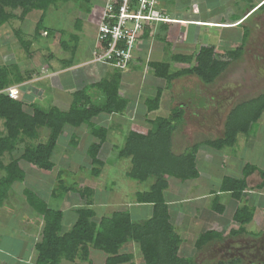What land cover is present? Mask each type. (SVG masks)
Listing matches in <instances>:
<instances>
[{
	"label": "trees",
	"instance_id": "16d2710c",
	"mask_svg": "<svg viewBox=\"0 0 264 264\" xmlns=\"http://www.w3.org/2000/svg\"><path fill=\"white\" fill-rule=\"evenodd\" d=\"M77 1L0 0V29L12 21L23 24L29 14L36 12L39 15L33 28L32 39L39 38L41 32L45 33V36L51 37L54 31L46 28L44 24L48 9L57 7L58 4L64 5L70 2L77 4ZM250 9L254 10L245 17L246 20H242L244 11L229 18L232 20V24L240 23L241 20L248 21L250 19L251 21L254 15L264 13V1L260 5H250ZM161 12L164 14L162 10ZM74 23L73 32L65 33L64 30L59 32L60 35H65L68 38L59 42L62 50L71 55L70 61H64L67 65L73 63L78 47L79 37L76 30L80 28L78 27L80 21L75 19ZM239 23L237 27L243 26L242 23ZM160 25L157 37L160 40H165V36H160V34L166 32L172 24L168 22L160 23ZM11 30L18 45L23 49L25 57L29 58L31 40H25V33L22 30L13 28ZM152 31V27H145L141 35L142 40L148 39L152 35ZM250 31L251 26L244 28L240 47L235 50L217 51L213 45L200 46L197 53L192 56L175 55L171 57L170 63L148 61L146 66L155 78L164 80L167 87L173 81L187 75L198 77L206 85L212 84L232 62L240 57L250 36ZM137 47L138 45L133 50V57ZM6 49H11V47L8 46ZM52 57L54 56L52 55ZM172 63L176 70L170 69ZM29 67L26 66L20 71L18 65L11 64L9 60L0 65V206L7 198L11 186L25 180V172L19 167V162H25L43 172L49 173L54 170L52 156L59 138L67 127L72 129L88 127L90 129L91 137L96 141L88 147L87 153L90 158L91 174L98 177L103 167L99 152L106 142L107 132L103 127H94L92 119L100 114H121L127 107L126 100L119 96L121 70L111 66L114 69V75L88 86L103 95L104 100L98 102V105L91 104L92 100L87 93L89 88L85 87L72 92V103L68 111H60L55 107H44L38 103H30V109H28L24 98L12 99L5 93V89L30 79L34 67ZM48 73L46 71L41 74L45 76ZM162 91V89H158L152 98L145 101L147 112L157 110ZM28 98L31 97L28 96ZM263 113L264 93L237 104L226 118L224 136L221 139L207 141L205 145L215 150L232 146L236 141L237 134L248 135L252 132ZM180 118V111L175 110L168 117H157L150 120L149 129L131 128L126 133L123 147L117 154L119 159L128 158L130 160L131 169L126 173L128 179L140 184L150 179L153 180L147 190L139 192L135 196L137 204L151 206L149 218L135 221L128 211L121 210L96 222L94 220L95 213L91 207L93 191L88 187L69 186L68 188L62 179L63 171H57V191L60 195L69 192V190L76 191L80 199L85 202L82 207L76 209V221L72 228L62 233V213L50 209L45 200L32 190H23L26 204L43 219L41 239L34 245L36 264H60L62 261L77 264L76 260L79 261L78 264H92L89 258L90 248L104 255V264H134L133 255L122 252V246L131 242L138 246L143 264H195L193 258L181 257L178 254L182 238L174 230L168 205L164 199L169 178L186 181L197 178L198 175L195 168L197 146L190 152L179 156L173 155L171 152L172 137L180 124ZM42 130L47 131V137L44 142H39ZM70 141L75 145L77 143L74 136ZM5 156L10 159L7 160ZM254 170L256 168L253 166H246L244 168L245 175ZM259 173L264 178V173ZM259 187L261 188L262 184ZM245 188L244 179L226 178L222 182L220 192H230L234 198L240 199L244 195ZM53 195L57 196L55 191H53ZM213 210L222 212L224 207L216 203ZM252 218L253 211L251 209L250 211L246 207L238 209L234 214L233 221L239 227L231 234H242L243 226ZM220 239H222V235L216 231L203 232L195 240L194 247L199 251L210 241ZM216 264H237V262L220 261Z\"/></svg>",
	"mask_w": 264,
	"mask_h": 264
},
{
	"label": "crops",
	"instance_id": "0c3cea01",
	"mask_svg": "<svg viewBox=\"0 0 264 264\" xmlns=\"http://www.w3.org/2000/svg\"><path fill=\"white\" fill-rule=\"evenodd\" d=\"M83 1H85L86 4L92 3V8H86V10L84 8L86 18L80 21V24L78 25V27L80 28L79 30H76V34L78 33L77 35H79V40L73 63L71 65H67L64 63V61H70L71 55L69 52H64L61 48V53L67 55L66 58H64V60H60L58 63H55L56 65L53 66L51 62L55 60V57L49 56V61H47V63L44 62L45 68L49 71L47 75L43 76L42 74H33V72H35V70L33 69V72L30 74V79L20 84L10 86L16 88L19 91V98L25 99L27 104L26 108L30 109V103H38L44 106V100H48L45 95L49 94L51 98L49 99V103L44 107H55L60 111H64V109L60 107L62 104V99L58 97L56 98V89L60 90L59 92L62 91L68 93L70 95L71 103L72 92L85 87L89 88L87 93L92 100L91 104L95 103L98 105V102L104 100L101 92L88 87L91 84H94L95 79L93 78V80L88 84L87 75L85 76L83 70L84 66L92 63L90 62V54L93 50L95 41L92 45L89 53V59L87 61L79 62L77 59V54L79 52L80 39H83V37L85 36L84 28H81L82 23L84 22L85 24H89V26L94 29L95 39L97 26L100 20V14L102 13V9L105 5L106 0H101V7L100 5H96V0ZM162 1L165 2L164 4H166V7L168 4H172V7H165V9H163L164 5L162 4ZM263 1L264 0H255L251 4H248L246 9L244 10L245 13L242 20L245 19V17H247L254 10L250 9V5H260ZM200 3V0H158V7L160 9L162 7L163 10H161L165 12L164 15H166L171 21H173L169 29H167L166 32H162V35L165 36V40H160L157 37L160 32L161 26L160 24H158L156 28L157 33L155 34L154 39H143L135 50L134 59L132 60L131 64L126 70L120 72L119 96L122 99L126 100V109L121 114H100L92 119V123L101 115L107 117L106 122L103 123L104 126H101L100 124H97L95 126V122V124H93L94 127L100 126L106 129L107 136L104 145L109 143L110 149L114 150V148L116 147L115 141H108L112 140L110 139L111 133L115 135H126V133L133 127L137 129L150 128L149 121L154 120L150 118V114L154 111L147 112L145 101L149 98H152L156 94L158 89H162L163 91L161 93L159 107L160 103H163L166 97V101H169L167 106L168 114L166 117L174 113L175 110H179L181 114L179 126L182 130H179L178 128L175 130L177 131V135L175 134L176 136L173 137L171 147V150L173 149L177 154L175 152L172 154L179 156L190 152L191 149H193L195 146L198 147L195 153V168L198 174L197 178L186 181L169 178L168 188L164 192V199L166 204L168 205V211L174 230L182 238V242L180 243L178 250L179 256L188 257L183 254L186 252H190L187 248L188 242L184 239V236H187L186 234L197 231L200 228V231L197 233V237L203 232L213 230L220 233L222 235V239L212 240L202 250L198 251L194 247L195 240L197 239L195 238L193 240V250L191 251L192 254L190 256V258L194 259L195 264H199L196 260L198 257L197 254L199 255L203 252V250L209 248L214 252L217 250L224 251V248L226 247L229 248L230 255L232 257L224 261L212 260L210 264H216L220 261H231L237 262V264H243L242 254L248 259L250 255H253L255 256V258H253V261L256 264H264V178H262L259 173H264V168L256 165L254 161H250V157H248V155L250 154V150L252 149V147H254V144L259 145L261 143L262 136L259 132H257L256 130L253 131L254 129H252V132L248 135H245L243 133L237 134L235 143L230 147H224L221 150H215L205 145L207 141L221 139L224 136V125L230 111L237 104L248 101L254 97L247 98L241 102H237L234 104V97L232 96L231 92L228 91V88L230 87H228V85L224 87L226 83L223 82V75L227 71H224L214 81V83L209 85L202 83L200 79L194 75H187L178 78L177 80L173 81L169 87H167L166 82L164 80L155 78L152 75V72L146 66V63L148 61L165 62L161 60V58L162 54L166 53V47H169L168 49H170V58L175 55L192 56L197 53L200 46H206L203 44L200 45V43H198L197 41L198 31H195L194 29L200 28L201 26L199 25L209 24L216 25L217 27L229 25L230 27H235L239 23L238 22L236 24H232V20L230 19L215 21H205L199 19L198 8L200 7ZM195 4L197 5L195 6ZM83 7L84 6H81L80 9L82 10ZM242 20L240 21V23H242L241 25L245 23V21ZM74 24L75 23L73 22L72 26ZM175 25L181 27L184 32L181 44H178L179 42H177L176 38H173L172 28ZM189 27H193V31H191V33ZM194 33L196 35H194ZM187 45L195 46L189 54L174 53L175 51H177V46L184 49ZM215 48L217 49V47ZM220 50L224 49L220 48ZM99 65H102L100 68L104 70L103 73L98 76V79H108L115 74L114 69L111 66L105 64ZM79 66V73H77L81 78V83L83 81V87H80V89H75V77L73 78L71 74L75 75V70H77V67ZM67 76L68 78H66ZM216 81H221L222 84L215 85L213 88V85ZM44 88H46V90ZM223 89H227L226 92H222ZM36 91H39V93H37ZM150 91H152V93ZM143 92H147L146 94L149 96H145V98L143 99ZM241 92H243V90H241ZM247 92L248 91H245V93ZM184 93H187L191 97L193 95L194 100H192L191 97H188L187 95V97L183 96ZM233 93L235 96V94H238L240 92L235 91ZM152 94L153 96H151ZM28 96H30L31 98H28ZM198 97L203 98L204 101L202 102V104L197 103L199 101ZM71 103L69 106H71ZM159 107L157 108V110L159 109ZM261 117L257 121L256 125H259L260 127L262 126V131H264V118ZM261 119H263V121H261ZM123 124L125 125L124 127H122ZM82 128L83 131L84 128L88 129L87 131L90 134L89 128ZM207 135L209 136L207 137ZM226 148H230L232 151L225 152L224 149ZM240 151L246 152L245 155L239 159L237 155L242 153ZM214 155L219 156L218 167L216 170L213 169V163L210 161ZM199 164H201L202 166H199ZM250 165L256 168V170L245 175L244 168ZM19 167L25 172V176L26 172L28 174L31 173L32 175H36L37 177H41L40 173H43L44 175H50L53 172L52 171L48 173L39 171L22 161L19 162ZM203 169L204 173H202ZM213 170L215 172L214 176L216 177V180L211 178ZM31 171H34V173H32ZM54 176L56 181V188L53 190L56 191L58 186L57 172ZM226 178L235 180L244 179L246 188L243 193L244 195H242L240 199L234 198L230 192H220L222 182ZM150 180L153 183V180ZM25 181L26 177L25 180L21 183L24 184ZM260 184H262L261 188L259 187ZM67 187L69 188V186ZM73 187H78V184H75ZM83 187L86 186L79 185L78 188ZM88 188L93 191L94 195L95 190L90 187ZM53 190L48 194L49 197L46 198H52L53 200L59 201L60 206L58 209L49 207L48 201L45 198L43 199L50 209L57 210L62 213L61 232L65 233L72 228L76 221V209L82 207L85 202L80 199L79 194L76 191L69 190V192L63 195H60V193L58 192L57 196H54ZM137 193H139V191H130V194L133 195L132 197H130L128 193H124L121 191V193L119 194L121 196V200H119L120 208H122V211H128L131 217H133L136 213L142 214L143 211H141V209L146 207L147 209L144 211V215L145 218H149L151 215V206L137 204L135 202V196ZM8 198L10 200V197L8 196L5 200H7ZM10 201H13V199H11ZM24 202H26L25 199ZM215 202L224 207V210L222 212L213 210V207L216 204ZM109 204L110 202L104 203L103 207L104 209H106V211L102 215H96V213L94 212V220L96 222H98L101 218L108 217L113 212H116L111 211L110 213H108L109 209L107 208H109ZM178 204H180V206L175 207L172 211V207ZM229 206L230 212L229 214H227ZM27 207L29 206L27 205ZM243 207H246L249 211L250 209L253 211V218L243 226L244 232L242 234H231L232 231L237 230L239 227L233 221L234 214L238 209ZM5 211L10 213L9 210ZM65 213H70L71 217H65ZM173 213L175 215H173ZM181 213H184V216L187 218L182 222H180V220L178 219V216H181ZM226 214L227 216L225 217ZM24 216L25 217H23L22 224H19L16 229L14 228V230L11 231L14 232L13 235L16 236V238L12 240L13 245L17 250L16 254L13 255L12 253H10V251H5L2 249V247H0V264H6L5 260L10 255L14 257L15 264H36V251L34 249V245L41 239L43 219L33 210H27ZM250 225L253 226L250 227ZM175 228H179V231L177 232ZM192 237L194 236L192 235L191 239H193ZM129 244L130 243H128V245ZM181 246L183 247L181 248ZM132 249L133 246L132 244H130L129 248L122 249V252L132 254ZM100 255L98 254V256H95V264H104L105 257L102 254ZM89 258L92 263L91 251L89 252ZM140 259H142V256L140 258L138 257V264H142V261ZM248 261H250V259ZM63 263L64 261H62L60 264ZM75 263L78 264L79 261L76 260ZM69 264L74 263L69 262Z\"/></svg>",
	"mask_w": 264,
	"mask_h": 264
},
{
	"label": "rangeland",
	"instance_id": "374dc122",
	"mask_svg": "<svg viewBox=\"0 0 264 264\" xmlns=\"http://www.w3.org/2000/svg\"><path fill=\"white\" fill-rule=\"evenodd\" d=\"M96 5H102L101 0H96ZM200 7L198 8V17L201 20L205 21H215V20H227L231 18L234 15L239 14L240 12L244 11L248 4L252 3L255 0H200ZM92 2V1H91ZM217 2V3H216ZM165 2L162 1V4L164 5L163 9H165ZM57 7H51L47 11V16L45 19V27L54 31V34L51 35V37L45 36L43 32L40 33L39 38L33 37V28L35 23L38 20V13L32 12L27 16L23 24H19L17 21H12L11 23L6 24L2 29H0V65H3L6 63L7 60L11 62V64H17L20 71L24 69L26 66H30L29 68L34 67L36 75L41 74L42 72H49L44 65V62L47 63L49 61V56H54L55 60L51 62L53 66H55V63H58L60 60H64L67 55H64L61 53V47L59 46L60 40H66L67 37L60 35V30H64L65 33H71L72 30V23L75 19H78V21L84 20L86 18L85 10L86 8H92V3L86 4L83 0H78L77 4L75 3H67L64 5H60ZM178 5V4H177ZM197 4H195L196 6ZM81 6H84L82 10L80 9ZM167 7H172V4H168ZM166 7V8H167ZM85 8V10H84ZM162 9V7H161ZM162 9V10H163ZM165 11V10H164ZM165 14V12H164ZM198 19V18H197ZM153 25V31L152 35L148 38V40L154 39L155 34L157 33L156 28L158 26ZM204 24V23H203ZM85 25V26H84ZM209 25V24H207ZM199 25L201 26L198 29H194L195 31H198L197 35V41L198 43L203 45H214L217 47V51H220L221 49L224 50H235L236 48L240 47L241 42V36L243 33L244 28H248L251 26L250 36L247 40L246 45L243 47L242 54L240 57L232 62L225 71L223 75V82L226 83L224 87L228 85V91L231 92L232 96L234 97L233 103L241 102L247 98L255 97L257 95H260L264 93V13H258L254 15L248 21H245L243 26L241 27H230L229 25L226 26H219L216 25ZM213 26V27H212ZM234 26V25H233ZM240 26V25H239ZM98 27V26H97ZM13 28L14 30L20 29L23 33H25V40H31L32 45L30 47V57L26 58L23 49L20 48L18 45L17 40L13 36V32L11 30ZM81 28H84L85 36L83 39H80L79 44V52L77 54V59L79 62H85L89 59V53L92 48V45L95 41L94 39V29L89 26V24H85L84 22L81 25ZM193 27H189L190 33L193 31ZM173 32V38L179 42L178 44H181L182 37L184 36L183 29L179 27L178 25H175L172 28ZM78 34V33H77ZM194 35H196L194 33ZM79 36V35H78ZM162 36V34H160ZM196 38V37H195ZM190 39V38H189ZM142 42V41H141ZM10 46L11 49H6V47ZM195 46L187 45L184 49L177 46V51L174 53H180V54H189L191 50ZM220 47V48H219ZM169 47H166V53L162 54L161 60L168 61L170 63V56L168 49ZM47 50V54H46ZM134 58V57H132ZM58 60V61H57ZM90 62L91 64H87V66H84V74L87 75V82L88 84L95 79V82L98 79V76L103 73L104 69H101L100 67L102 65H99L101 63H96L92 61V56L90 54ZM96 63V64H95ZM33 65V66H32ZM52 66V65H51ZM76 69V68H75ZM80 66L77 67V70H75V75L71 74L73 78L75 77L76 82V88L80 89V87H83L81 83V78L78 76ZM171 70H176L174 67V64L172 63L170 66ZM78 72V73H77ZM77 73V74H76ZM55 75V74H54ZM80 75V74H79ZM33 77V76H32ZM68 78V76L66 77ZM62 79V77H61ZM219 80V79H218ZM94 82V83H95ZM239 83V84H238ZM86 84V85H88ZM222 84L221 81H216L213 85V88L215 85ZM48 87V85H47ZM243 88V89H242ZM46 90V88H44ZM210 89V88H209ZM227 90V89H226ZM226 90L223 89L222 92H226ZM243 90V92H241ZM56 98L62 99L61 108L64 109V111L69 110L70 105V95L65 92H59L60 90L56 89ZM235 91H238L240 93L235 94ZM245 91H248L245 93ZM39 93V91H36ZM152 93V91H150ZM143 99L148 97L147 92H143ZM229 94V93H228ZM188 96L187 93H184L183 96ZM230 95V94H229ZM153 96V94L151 95ZM186 96V97H187ZM45 97L48 100H44L45 104L44 106L49 103V99L51 96L49 94H46ZM142 99V100H143ZM192 100H194V97L192 95ZM169 100V99H168ZM198 104H202L204 101L203 98L198 97ZM168 102L166 101V97L164 99L163 103H160V107L157 111H154L150 114L151 119H155L157 117H166L168 114ZM200 102V103H199ZM264 118V113L262 114V117ZM107 120V117H104L101 115L100 117L96 118L94 120L95 126L97 124H100L101 126H104L103 123H105ZM263 121V119H261ZM1 122V121H0ZM93 124V125H94ZM260 124V123H259ZM125 125L123 124L122 127ZM1 128V123H0ZM88 128V127H87ZM179 130H182L180 126L178 127ZM253 131H257L262 136V141L259 145L254 144V147L250 150V154L248 157H250V161H254L256 165L259 167L264 168V131H262V126L255 125L253 127ZM259 129V130H257ZM264 129V127H263ZM88 129L84 128H66V131L63 133V135L59 138L57 142V146L54 152V155L52 156V161L55 165V168L53 172L50 175H44L41 174V177H37L36 175H32L31 173L26 172V181L23 183H15L11 186V189L8 192V197H10V200L13 199V201H10L9 198L5 200L0 207V247H2L5 251H10L13 255L16 254V247L13 245L12 240L16 238V236L13 235L14 232H11L18 227L19 224H22L23 217L25 212L27 210H31L29 207H27L26 202H24V195L23 190L24 189H30L33 190L34 193H38L40 197L45 198L48 203L49 207L53 209H58L60 206V202L57 200L47 199L46 197H49L48 194L56 188V181H55V174L57 171H63L62 173V179L66 186H71L78 184L84 185L86 187L93 188L95 190L94 195L92 196V208L96 215H102L105 213L106 209H104L103 205L106 202H110L108 213L111 211H119L122 208H120L119 200H121V196L119 195L122 192L128 193L130 197L133 195L130 194V191H139L143 192L148 189L149 185L152 183L151 180L147 181L143 184H140L138 182L132 181L127 178L125 173H128L131 169L130 160L128 158H121L119 159L117 157L119 149L123 147L125 135H115L110 134V139L108 141H115V148L114 150H111L109 147V143L104 145L102 149L99 152V158L103 162L102 170H100L99 177H92L93 175L90 173L91 166H90V158L88 156L87 150L88 147L94 143L96 140L91 137V134L87 131ZM124 130V128H123ZM177 135V131L174 132L173 137ZM74 136V140L77 142L76 145L72 144L70 141V138ZM204 136V135H203ZM209 135H207L208 137ZM47 137V131L42 130L40 132L39 142H44V140ZM172 137V142H173ZM223 151V150H222ZM225 152H231L232 150L230 148L224 149ZM172 153L175 151L172 149ZM241 154H238L237 156L242 158L245 155L246 151H240ZM176 153V152H175ZM223 153V152H222ZM177 154V153H176ZM215 154V153H214ZM7 160L10 158L8 156H5ZM247 157V156H246ZM219 156L214 155L211 158V162L213 169H217L218 167V161ZM199 166H202L199 164ZM204 166V165H203ZM205 168V167H204ZM34 173V171H31ZM202 173H204V169L202 170ZM215 172L213 170L212 172V179L216 180V177L214 176ZM84 181V182H81ZM214 182V181H213ZM54 191V190H53ZM36 193V194H37ZM56 195L58 193L57 189L55 191ZM180 206V204L175 205L172 207V211L175 207ZM230 206L228 207L227 214L230 212ZM147 208L144 207L141 209L143 211L142 214L136 213L133 216V220H143L146 219L144 215V211ZM9 210V212L5 211ZM225 215V217L227 216ZM173 215H175L173 213ZM65 217H71L70 213H65ZM178 219L180 222L184 221V219H187L184 216V213H181V216H178ZM253 225H250L252 227ZM176 229V228H175ZM200 229V228H199ZM193 231L189 234H186L187 236H184V239L188 242V250L190 252H186L183 255L190 257L193 250V240L197 238V233L200 230ZM176 231H179V228L176 229ZM193 239H191V236ZM133 246L132 254L134 257V263L138 264V257H141L140 250L138 246L134 243H130ZM130 244H126L122 246V249L129 248ZM183 246H181L182 248ZM15 248V249H14ZM91 251V257H92V264H95L94 258L95 256H98L99 253L95 250ZM96 253H94V252ZM217 252V253H216ZM101 256V255H100ZM197 261L199 264H210L212 260H228L230 257V250L228 247L224 248V251H213L209 248L203 250L202 253L199 255L197 254ZM245 256L242 254L243 258V264H249L247 263L248 260L254 262L253 258H255L253 255H250L249 259L244 258ZM207 259V260H206ZM143 264V260L140 259ZM14 257L11 255L6 258L5 263L6 264H15L14 263ZM68 261H64L63 264H69ZM86 264V263H81ZM251 264V263H250Z\"/></svg>",
	"mask_w": 264,
	"mask_h": 264
},
{
	"label": "built area",
	"instance_id": "2783aa9c",
	"mask_svg": "<svg viewBox=\"0 0 264 264\" xmlns=\"http://www.w3.org/2000/svg\"><path fill=\"white\" fill-rule=\"evenodd\" d=\"M168 22L173 21L161 12L158 0H106L91 52L92 61L126 70L145 27ZM7 94L12 99L18 97L16 89H9Z\"/></svg>",
	"mask_w": 264,
	"mask_h": 264
},
{
	"label": "clouds",
	"instance_id": "9594fccd",
	"mask_svg": "<svg viewBox=\"0 0 264 264\" xmlns=\"http://www.w3.org/2000/svg\"><path fill=\"white\" fill-rule=\"evenodd\" d=\"M9 89H16V88L8 87L7 89H5V93H6V94H7V91H8ZM16 90H17V89H16ZM17 91H18V90H17ZM7 95H8V94H7ZM18 97H19V91H18ZM18 97H17V98H18ZM17 98H16V99H17Z\"/></svg>",
	"mask_w": 264,
	"mask_h": 264
},
{
	"label": "flooded vegetation",
	"instance_id": "af4514ba",
	"mask_svg": "<svg viewBox=\"0 0 264 264\" xmlns=\"http://www.w3.org/2000/svg\"><path fill=\"white\" fill-rule=\"evenodd\" d=\"M254 257H255V256H254ZM248 263H249V264H250V263H251V264H256L255 262H250V261H248Z\"/></svg>",
	"mask_w": 264,
	"mask_h": 264
},
{
	"label": "bare ground",
	"instance_id": "6f19581e",
	"mask_svg": "<svg viewBox=\"0 0 264 264\" xmlns=\"http://www.w3.org/2000/svg\"><path fill=\"white\" fill-rule=\"evenodd\" d=\"M174 24H175V22H174Z\"/></svg>",
	"mask_w": 264,
	"mask_h": 264
}]
</instances>
